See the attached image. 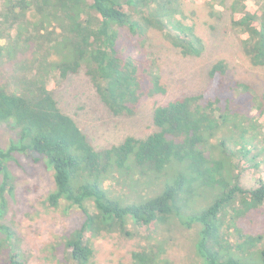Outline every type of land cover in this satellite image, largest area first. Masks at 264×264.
Listing matches in <instances>:
<instances>
[{"label":"trees","instance_id":"obj_1","mask_svg":"<svg viewBox=\"0 0 264 264\" xmlns=\"http://www.w3.org/2000/svg\"><path fill=\"white\" fill-rule=\"evenodd\" d=\"M141 1H5L0 16H14L17 8L22 15L31 10L36 13L32 23L38 30L32 34L19 29L15 39L16 46L34 50L31 65L35 73L22 76L19 91L0 85V122H13L19 135L7 148L0 147V218L7 209L6 193L13 194L15 189L9 162L16 152L31 153L36 160H44L53 173L54 189L47 203L59 207L66 201L85 216L80 227L66 238L64 264H94L93 236L111 232L132 236L130 222L137 227H152L172 218L184 225H199L196 251L201 264H237L232 257L225 259L221 249L227 242L237 250L246 238L236 227L240 239L232 240L231 233L223 232V223L227 216L235 221V217L264 204V176L251 187L241 182V166L251 169L247 163L259 165V161L250 163L247 159L251 151L248 145L262 135L264 106H257L256 114L249 113L250 101L255 107L251 87L228 77L225 59L211 66L210 83L203 92L156 107L154 132L145 137L128 135L103 151L97 150L75 118L60 108L54 93L56 85L49 88L47 84L51 75L66 80L84 68L101 100L115 115H134L144 96L165 93L156 62L137 58L125 52L124 46L119 47L120 29L137 36L141 45H145L150 28L160 29L186 56H200L204 41L193 24L171 17L168 4L173 0H155L159 9L138 17L126 9L125 4L139 9ZM208 1L212 4L215 0ZM247 1H233L231 24L250 62L263 66L264 0L260 9L249 8ZM174 2L179 5L178 0ZM27 23L22 26L26 28ZM245 33L246 39L242 38ZM135 169L168 177L158 193L140 200L128 201L110 194L105 181L114 172ZM208 192L213 194L212 201L190 210L191 201ZM90 201L94 211L88 206ZM237 203L236 214L228 215L226 208ZM0 232L5 235L0 238V252H10L3 264H23L14 250L12 228L0 221ZM158 255L153 248L133 250L132 264H172L161 263ZM262 258L264 264V248Z\"/></svg>","mask_w":264,"mask_h":264},{"label":"rangeland","instance_id":"obj_2","mask_svg":"<svg viewBox=\"0 0 264 264\" xmlns=\"http://www.w3.org/2000/svg\"><path fill=\"white\" fill-rule=\"evenodd\" d=\"M5 1L0 0V11L6 6ZM178 1L179 5L174 0L168 4L172 11L170 15L193 24L195 32L204 41V50L200 56L181 54L160 29L152 27L147 31L145 45H141L137 36L132 35L129 30L120 29L119 47L124 46L125 52L137 58L154 60L155 70L160 73L166 87L165 93L144 96L134 115H115L101 100L84 68L71 74L66 80L59 75H51L48 79L49 88L56 85L54 93L60 108L75 118L97 150L103 151L119 144L128 135L145 137L154 132L157 129L154 123L156 107L185 95L203 92L210 83L209 70L219 59L228 62L229 78L248 83L251 87L255 107L250 101L249 113L251 110L252 114H256L259 110L257 106H264V65L256 66L250 62L243 51L238 33L232 28L231 4L234 0H215L212 4L208 0ZM141 2L142 5L137 10L129 4H125L126 9L138 17L160 7L155 0ZM250 2L254 9H260L263 4L262 0ZM247 4L249 5V0ZM20 10L17 8L14 14L17 18L10 14L0 16V40L6 41L0 44V85L12 91L21 90L22 76L28 77L35 73V67L31 65L34 50L16 46L15 39L19 29L37 34L38 27L32 23L36 13L30 10L22 15ZM26 21L28 23L24 28L22 23ZM46 41L48 42L47 39ZM38 54V57L42 55L40 51ZM246 110L247 108L242 107V111ZM263 132L264 128L262 135L248 145L251 151L247 159L250 163L259 161V165L247 163L246 166H251V169H242L240 164L241 182L245 186L256 185L260 177L264 176ZM18 136V127L13 122H0V147L7 148L11 142L19 139ZM254 154L256 159H253ZM8 167L15 177V189L13 194L7 192L5 195L7 209L0 221L14 231L15 252L21 256L23 264H64L66 238L84 221L83 211L70 206L66 201L59 207H52L47 203V197L54 189V179L52 170L46 167L44 160H36L31 153L16 152ZM167 177L168 174H143L141 170L135 169L134 172H114L104 185L114 197L134 201L158 193ZM2 178L0 170V183ZM204 195L199 194L191 201L190 210L195 211L212 201V192ZM88 206L94 211L92 201ZM237 207L238 203L233 204L226 208V212L228 215H235ZM236 227L243 230L241 233L246 242L239 245L237 250L231 249L226 242L221 254L225 259L234 258L237 264H262L264 204L258 210L235 217V221L227 216L223 232L231 233L232 240L240 239L239 234H235ZM128 228L133 231L132 236L111 232L90 238L94 264H132V251L144 247L157 250L161 263L201 264L196 251L199 229L196 223L188 226L172 218L157 222L152 227H137L130 222ZM4 236L0 232V238ZM9 256L8 250L0 252V264Z\"/></svg>","mask_w":264,"mask_h":264},{"label":"clouds","instance_id":"obj_3","mask_svg":"<svg viewBox=\"0 0 264 264\" xmlns=\"http://www.w3.org/2000/svg\"><path fill=\"white\" fill-rule=\"evenodd\" d=\"M253 5L251 4L250 0H249V8H252ZM239 18V17H238ZM242 38L246 39L247 38V34H243ZM6 41H3V40H0V44H3L5 43Z\"/></svg>","mask_w":264,"mask_h":264}]
</instances>
